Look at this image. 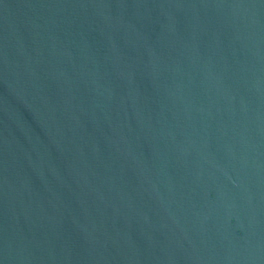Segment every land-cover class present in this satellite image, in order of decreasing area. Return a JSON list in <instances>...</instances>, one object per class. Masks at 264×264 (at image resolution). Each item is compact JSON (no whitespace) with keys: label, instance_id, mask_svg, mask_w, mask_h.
Masks as SVG:
<instances>
[{"label":"water","instance_id":"obj_1","mask_svg":"<svg viewBox=\"0 0 264 264\" xmlns=\"http://www.w3.org/2000/svg\"><path fill=\"white\" fill-rule=\"evenodd\" d=\"M0 264H264V0H0Z\"/></svg>","mask_w":264,"mask_h":264}]
</instances>
